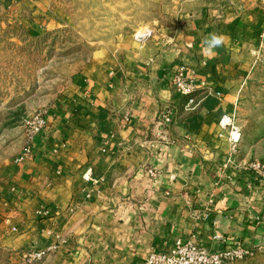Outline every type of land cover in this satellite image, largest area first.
Returning a JSON list of instances; mask_svg holds the SVG:
<instances>
[{
  "label": "crops",
  "instance_id": "obj_1",
  "mask_svg": "<svg viewBox=\"0 0 264 264\" xmlns=\"http://www.w3.org/2000/svg\"><path fill=\"white\" fill-rule=\"evenodd\" d=\"M52 1L0 0V37L48 29ZM257 19L256 11H188L165 54L112 59L96 49L46 108L43 130L0 161L2 262L33 264L22 255L51 248L39 264H143L176 240L264 250V182L222 125ZM209 33L224 38L210 56L202 43ZM179 65L198 88L189 106L171 87Z\"/></svg>",
  "mask_w": 264,
  "mask_h": 264
},
{
  "label": "rangeland",
  "instance_id": "obj_2",
  "mask_svg": "<svg viewBox=\"0 0 264 264\" xmlns=\"http://www.w3.org/2000/svg\"><path fill=\"white\" fill-rule=\"evenodd\" d=\"M52 5L57 18L39 35L19 28L0 37V161L25 146L37 120L96 49L116 53L112 59L131 52L145 59L165 54L183 26L185 12L211 9L228 17L258 14L260 31L240 58L243 68L226 116L230 124L224 119L222 125L232 133L239 131L236 145L231 142L248 160L245 165L264 164V0H53ZM128 38L133 46L126 51ZM0 264L6 263L0 259ZM231 264H264V250H253Z\"/></svg>",
  "mask_w": 264,
  "mask_h": 264
},
{
  "label": "built area",
  "instance_id": "obj_3",
  "mask_svg": "<svg viewBox=\"0 0 264 264\" xmlns=\"http://www.w3.org/2000/svg\"><path fill=\"white\" fill-rule=\"evenodd\" d=\"M172 89L179 94L187 98V106L193 103V95L197 92V84L189 73L186 66L181 65L175 71L172 81ZM162 122L168 123L171 120V111L166 110L161 116ZM227 124H230V118H224ZM45 127V120L43 116L37 120L34 127V132L30 139L39 133ZM233 130H235L232 127ZM235 134V135H234ZM240 137L239 131L235 130L231 139L234 145L238 142ZM29 151V147L26 146L23 150L24 153ZM19 159H22L20 157ZM247 167L254 173V175L264 182V164L260 162H250ZM91 176L90 170H88L84 176L85 180H89ZM47 214V211H41ZM40 212V213H41ZM51 248L31 250L22 255L23 259L27 262H41L49 253ZM253 250L244 248L240 245H235L230 249L221 251H208L205 248L195 244L192 241L183 242L176 240L171 250L166 252H151L148 254L143 264H231L236 260L242 259L250 254Z\"/></svg>",
  "mask_w": 264,
  "mask_h": 264
},
{
  "label": "clouds",
  "instance_id": "obj_4",
  "mask_svg": "<svg viewBox=\"0 0 264 264\" xmlns=\"http://www.w3.org/2000/svg\"><path fill=\"white\" fill-rule=\"evenodd\" d=\"M223 36L217 33H209L202 41L204 47L203 52L207 55H211L215 49L223 45Z\"/></svg>",
  "mask_w": 264,
  "mask_h": 264
}]
</instances>
